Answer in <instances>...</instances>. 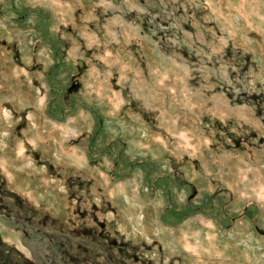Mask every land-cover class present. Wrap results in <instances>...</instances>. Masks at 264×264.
Here are the masks:
<instances>
[{"label":"rangeland","instance_id":"374dc122","mask_svg":"<svg viewBox=\"0 0 264 264\" xmlns=\"http://www.w3.org/2000/svg\"><path fill=\"white\" fill-rule=\"evenodd\" d=\"M0 264H264V0H0Z\"/></svg>","mask_w":264,"mask_h":264}]
</instances>
